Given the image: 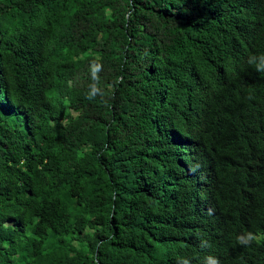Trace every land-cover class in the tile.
<instances>
[{
	"label": "trees",
	"instance_id": "obj_1",
	"mask_svg": "<svg viewBox=\"0 0 264 264\" xmlns=\"http://www.w3.org/2000/svg\"><path fill=\"white\" fill-rule=\"evenodd\" d=\"M0 264H264V0H0Z\"/></svg>",
	"mask_w": 264,
	"mask_h": 264
}]
</instances>
